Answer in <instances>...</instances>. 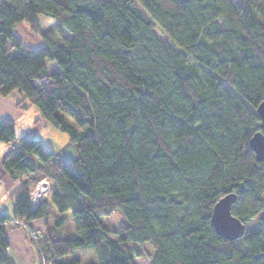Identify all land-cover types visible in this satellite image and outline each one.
<instances>
[{
	"label": "trees",
	"instance_id": "1",
	"mask_svg": "<svg viewBox=\"0 0 264 264\" xmlns=\"http://www.w3.org/2000/svg\"><path fill=\"white\" fill-rule=\"evenodd\" d=\"M40 15L57 33L40 31L33 48L15 30H36ZM16 89L17 107H36L77 152L67 159L0 121L11 144L0 167L19 180L14 218L60 215L39 243L47 261L136 264L149 244L151 264H264V160L250 145L264 134V0H0V96ZM44 177L51 195L32 209ZM231 193L247 226L235 241L211 224ZM116 211L124 220L110 227ZM10 221L0 215V264H16ZM81 252L93 255L66 260Z\"/></svg>",
	"mask_w": 264,
	"mask_h": 264
},
{
	"label": "crops",
	"instance_id": "2",
	"mask_svg": "<svg viewBox=\"0 0 264 264\" xmlns=\"http://www.w3.org/2000/svg\"><path fill=\"white\" fill-rule=\"evenodd\" d=\"M18 99L19 97L17 94H13L8 98L0 96V116L11 119L15 122L16 136L18 138L36 134L46 137V135L54 132L55 128L42 118L36 107L29 106L27 110L19 109L17 107V104L19 103H17ZM10 148L11 144L0 142V166L3 157ZM73 152L74 153H72L71 149L70 153L75 157L76 153L75 151ZM57 154L61 155L60 153ZM0 174V215H6L9 218H14L13 204L9 197L10 194L17 188L19 180L12 179L2 170L1 167ZM59 216L60 215H51L48 218L36 219L31 221L30 224L34 228H41L43 235H45L47 227H51L54 220ZM68 232L70 234H74L75 231L72 230L71 232V230H68ZM7 240L9 243L8 253L16 264H42L39 260L38 252L35 246L31 243L24 228L16 226L12 222L9 223L7 227ZM83 254L84 252L74 254L67 257L66 260L68 261L76 258L85 260L87 257H92L90 255L82 257Z\"/></svg>",
	"mask_w": 264,
	"mask_h": 264
},
{
	"label": "rangeland",
	"instance_id": "3",
	"mask_svg": "<svg viewBox=\"0 0 264 264\" xmlns=\"http://www.w3.org/2000/svg\"><path fill=\"white\" fill-rule=\"evenodd\" d=\"M55 22H53L51 19L47 18L46 16L40 15L39 16V27L35 30L33 29V27L29 24H27L26 22H21L17 27L15 32L19 35V37L23 40V42L27 45V46H31L33 48H36L40 45L41 43V34L40 31H47V32H51V33H57V29L55 26ZM158 34L160 36H163L162 33L160 32V30H157ZM15 51H11V53H14ZM58 70V66L55 62L53 61H48L47 62V73H53L55 71ZM13 94H17L19 99L17 101L20 102L22 100V96L19 92L18 89L12 91L9 95H7L6 97H10ZM25 105H29L28 102L24 103ZM27 110V109H26ZM5 117L0 116V121L4 120ZM35 138L38 139L39 141H41V146L42 148H44L45 150H50V151H55L57 153H60L63 157L67 158V159H74L77 156V152H76V148L75 146L70 142L69 140V136L66 133H63L59 130H54V132L46 135V137H43L40 134H36ZM72 149V153H74L73 151H75V157L73 155H71L70 151ZM25 178H30V177H24L22 179ZM46 177L42 178L45 179ZM39 179L38 181H36V184L42 180ZM48 179V178H47ZM50 181V180H49ZM51 183V181H50ZM0 184H1V180H0ZM36 186V185H35ZM19 186H17L18 188ZM17 188L10 194L11 195L17 190ZM51 195V187L47 192V195L45 196V198H49V196ZM11 200V199H10ZM12 202V201H11ZM11 221L14 225L22 227L25 229V231L27 232V235L31 241V243L35 246L37 252H38V256H39V260L41 261V263L43 264V259L38 247L36 245H38L40 242H42L43 240V231L41 230V228H34L31 226L30 222H26L25 219H16V218H10ZM70 219V220H69ZM124 220V215L122 214L121 211H116L114 212L112 215L105 217L104 218V223L107 224L110 227H118L122 221ZM65 229L68 231L72 230L75 231L73 222L71 220V218H68L66 224H65ZM256 227V223H253L250 225L251 230H254V228ZM31 232H36L37 233V239L35 240L34 237H32ZM139 249L142 251L143 255L136 258L135 262L136 264H151L152 261V255L154 254V249L152 248L151 245L149 244H145L142 247L139 246ZM92 256L93 253L92 252H84L82 257H86V256ZM88 258V257H87ZM86 258V259H87ZM44 264H52L51 261H47Z\"/></svg>",
	"mask_w": 264,
	"mask_h": 264
},
{
	"label": "water",
	"instance_id": "4",
	"mask_svg": "<svg viewBox=\"0 0 264 264\" xmlns=\"http://www.w3.org/2000/svg\"><path fill=\"white\" fill-rule=\"evenodd\" d=\"M257 112L261 117L264 127V101L257 107ZM251 148L254 150L257 160H264V134L262 131H257L250 140ZM237 201V195L231 193L222 199L214 206L211 215V224L216 232L223 238L229 241H235L245 236L247 226L236 216L232 214V208Z\"/></svg>",
	"mask_w": 264,
	"mask_h": 264
},
{
	"label": "built area",
	"instance_id": "5",
	"mask_svg": "<svg viewBox=\"0 0 264 264\" xmlns=\"http://www.w3.org/2000/svg\"><path fill=\"white\" fill-rule=\"evenodd\" d=\"M51 187V183L49 181V179L45 178L40 180L34 190L31 192L30 194V204H31V208L35 209L39 206V204L43 201V199L45 198V196L47 195L48 190ZM32 237H34V239L36 240L37 238V233L36 232H31ZM38 247V250L42 256L41 259H43V264L45 262H47L46 258L42 255V251L41 248L38 245H36Z\"/></svg>",
	"mask_w": 264,
	"mask_h": 264
}]
</instances>
